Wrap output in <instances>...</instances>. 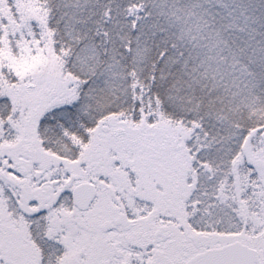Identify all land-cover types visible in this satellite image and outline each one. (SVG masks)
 <instances>
[{"label": "snow or ice", "instance_id": "obj_1", "mask_svg": "<svg viewBox=\"0 0 264 264\" xmlns=\"http://www.w3.org/2000/svg\"><path fill=\"white\" fill-rule=\"evenodd\" d=\"M0 264H264V0H0Z\"/></svg>", "mask_w": 264, "mask_h": 264}]
</instances>
